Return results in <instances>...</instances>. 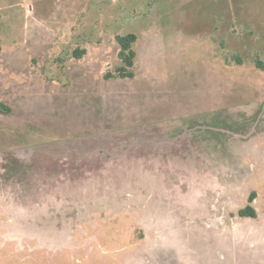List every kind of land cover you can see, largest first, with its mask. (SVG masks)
Segmentation results:
<instances>
[{
	"label": "rangeland",
	"instance_id": "obj_1",
	"mask_svg": "<svg viewBox=\"0 0 264 264\" xmlns=\"http://www.w3.org/2000/svg\"><path fill=\"white\" fill-rule=\"evenodd\" d=\"M256 61L264 0H0V264H264Z\"/></svg>",
	"mask_w": 264,
	"mask_h": 264
},
{
	"label": "trees",
	"instance_id": "obj_2",
	"mask_svg": "<svg viewBox=\"0 0 264 264\" xmlns=\"http://www.w3.org/2000/svg\"><path fill=\"white\" fill-rule=\"evenodd\" d=\"M136 35L133 33H128L125 35H117L116 41L119 45L118 58L120 60V65L116 67V73L120 77H132V67L135 58V51L132 48V43L135 41ZM82 53L78 50H74L73 55L79 56ZM256 66L264 71V61H256ZM1 106V105H0ZM5 109V108H3ZM253 201V195L250 194L248 197V202L245 206L238 210L239 216L255 217L256 211L251 205Z\"/></svg>",
	"mask_w": 264,
	"mask_h": 264
},
{
	"label": "crops",
	"instance_id": "obj_3",
	"mask_svg": "<svg viewBox=\"0 0 264 264\" xmlns=\"http://www.w3.org/2000/svg\"><path fill=\"white\" fill-rule=\"evenodd\" d=\"M251 205L255 208L256 216L255 217H247V216H224V215H216L212 218L211 222L214 224V229L221 230V228H224V230H227V232L236 231L241 226L243 220H257L260 218L259 209L257 206H254L253 201ZM264 218V215H262ZM223 223V225H221ZM255 227L250 226L247 228V232L254 231Z\"/></svg>",
	"mask_w": 264,
	"mask_h": 264
}]
</instances>
